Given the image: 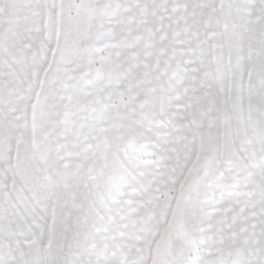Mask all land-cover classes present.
Returning <instances> with one entry per match:
<instances>
[{
	"label": "snow or ice",
	"instance_id": "1",
	"mask_svg": "<svg viewBox=\"0 0 264 264\" xmlns=\"http://www.w3.org/2000/svg\"><path fill=\"white\" fill-rule=\"evenodd\" d=\"M0 264H264V0H0Z\"/></svg>",
	"mask_w": 264,
	"mask_h": 264
}]
</instances>
